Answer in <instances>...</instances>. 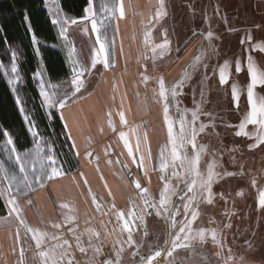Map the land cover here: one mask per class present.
<instances>
[{
  "label": "rangeland",
  "instance_id": "1",
  "mask_svg": "<svg viewBox=\"0 0 264 264\" xmlns=\"http://www.w3.org/2000/svg\"><path fill=\"white\" fill-rule=\"evenodd\" d=\"M46 2L52 19L56 18L57 13L61 16H67L60 8L59 0H46ZM114 4H122V0H93L95 18L98 23L105 20V17L109 15L105 6L111 8ZM160 5L161 0H127L125 2L126 8L124 7L126 19L119 18V13H117L118 18L111 21L110 28L115 26L116 23L119 25L116 29V39H119L122 46L117 67H110L111 69L114 68L113 71L110 68H104L102 64H98L95 69L90 67L94 51L99 48V45L95 43L96 35L91 32L90 20L81 22L79 27L72 26L69 30L72 43L69 44L60 37L59 46L68 61V52L71 47H75L76 52L73 55V60L79 61L80 66L88 69L83 79L90 80V88H87L93 89L104 72H112L116 75L136 74L139 76L144 69L141 66L142 60L139 57H134L132 53L130 54V49H140L141 51L144 48L147 51V56H152L149 52L150 46L148 43V39L151 41V38L146 33L154 28V37L159 39V43H162L166 30L167 39L170 41V51L161 60L156 59L155 64L152 61L149 64L147 62V74L152 72L151 69L153 70L155 84L160 79L157 74H164L168 69L167 78L166 76L164 77L165 80L163 78L167 89H170L179 79L185 78L180 94L170 104L169 113V119L173 121V136L177 137V153L180 155L181 160L185 154L190 157L195 155L191 145L180 146L178 137L180 136L181 113L186 117L187 127V122L191 121V112L199 107L201 113L197 121V128L201 122L209 125L215 124L214 128L209 126L204 133H199L197 136V150L201 144L206 146V152L202 154L199 166L200 171L202 174H206L207 165L215 160L217 165L215 171L235 173L234 176L224 175L214 183L215 199L211 205L201 201L200 189L197 186L196 208L200 215L194 226H192V233L195 232L196 239H199L197 232L200 229L205 230L206 241L202 243L203 248L211 251L212 256L217 257L219 264H264V211L259 207V193L264 191V145L250 148L249 146L257 144L258 140L249 139L248 136L237 137L235 135L239 123L245 119L250 111L247 101V86L250 83L247 72L248 56L251 55L253 63L259 69L264 70V53L255 50L256 44L264 43V4L261 0H163V8ZM251 5H253L252 9L250 8ZM158 13L161 14L159 18H157ZM163 13H166V15ZM105 23H108V21L105 20ZM85 27L88 28L87 33L83 31ZM55 28L58 34L60 31L59 26L55 25ZM208 31L213 32L211 41L206 39ZM107 35L108 38H111L109 34ZM249 35L252 37L251 42L247 40ZM146 36L147 44L144 41ZM140 37L144 41V46L140 44ZM241 41H244V43ZM134 43L135 45H133ZM197 56L200 57L199 62L196 60ZM7 60L2 64L5 65L3 70L8 80L10 77V53ZM236 60L241 61L242 71L240 73L235 71ZM225 61L229 65L227 70L229 78L226 84H220L219 68L223 66ZM204 64L208 65L206 69L203 66ZM41 69L44 70L42 62L39 65V70ZM44 73V79L49 81L45 70ZM71 78L59 83L49 82L52 85L62 84L65 89L71 91L72 89L68 87ZM22 84V82H19L16 85L18 90L14 93L22 101L21 107L25 109L23 113L28 115L29 110L26 108L25 97L21 92ZM233 84L236 85L239 93L238 108L232 96ZM135 88L138 95H140L138 100L144 101L141 106L146 105L147 107V101H149L152 103L154 110L150 122L142 121L141 114L137 113L140 115L137 118V122H139L137 125H142V127L147 125L149 128L147 130L144 127L143 129H137L138 138L140 135V143H142L137 146V149L142 153L146 152L149 158L147 165L157 171L156 169H161L162 161L168 156L164 150L166 149L165 146H159L158 138L163 137L166 139L168 137L169 159H172L173 145L168 136L163 113L157 116V109L160 108L156 103L157 101L151 99V96H148V100H146L141 85L139 86L136 83ZM152 91L154 93L159 92L157 82ZM83 94L84 92L81 90L67 103L66 107L79 101ZM254 94L257 98L264 97V86H257L254 89ZM101 95L105 100L110 98L111 101L112 95L109 94V88L107 93L103 92ZM161 105H163L162 100ZM185 109H187V112H185ZM137 110L139 109L137 108ZM209 113L212 119L206 115ZM158 118L161 121V129L158 127L150 129V127L156 126ZM246 132L254 138L258 135H264L258 125H247ZM43 138L49 142L54 141L51 138L46 139L44 136ZM5 143L6 141L0 144V160L11 171L13 161L8 159V153L4 151ZM161 148L163 152H161L159 158L163 160L160 163L155 154ZM233 149L235 151H232ZM55 153L58 158L56 150ZM181 160L173 161L172 159L169 162L170 171H177L179 174L176 178L178 185L182 179L179 176H182V174H184L185 180L191 181L194 178L185 171ZM121 163L125 164L124 161ZM59 165L63 174L64 167L60 160ZM153 179L155 180V178ZM172 180L174 181L175 178ZM253 180H255V185H253ZM48 181L46 179L44 184ZM155 181H158L155 185L161 184L160 179L157 180L156 178ZM38 186L36 185L35 188ZM157 187L158 192H155V194L160 197V186ZM172 187L178 193L175 182ZM221 193L223 198L220 197ZM137 197L138 203L142 204L140 195H137ZM176 198L177 194L172 196L169 204L170 208L174 206ZM229 223L232 227L226 228L225 225ZM213 231L217 235L216 242L212 240ZM186 254L180 252L178 256L185 259ZM167 259L169 258L167 257ZM29 260L31 261L28 257L25 258L26 264L29 263Z\"/></svg>",
  "mask_w": 264,
  "mask_h": 264
},
{
  "label": "crops",
  "instance_id": "2",
  "mask_svg": "<svg viewBox=\"0 0 264 264\" xmlns=\"http://www.w3.org/2000/svg\"><path fill=\"white\" fill-rule=\"evenodd\" d=\"M126 1L122 0L123 19H126ZM261 2L264 4V0ZM118 26L116 23V29ZM149 32L152 33L149 37L151 41L148 39L149 52L152 55L151 49L159 43V39L154 37V28H151ZM58 37L60 42L59 33ZM144 41L140 37V44L143 46ZM121 50V42L116 39L113 67H117ZM157 50L159 52V49ZM131 53L134 57H139L142 60L141 66L144 69L139 76L104 72L93 89H89L91 81L85 80V87L82 89L84 94L80 100L70 106L68 105L62 111V122L64 126L67 125L65 128L76 152L80 168L49 180L43 187L38 186L34 190H30L27 196L18 197L25 224L49 234L41 248L35 247V241L31 239L32 234L26 233L16 215H8V205L6 201L2 200L6 214L0 216V264H20L22 247L24 249V261L28 257L31 259L28 264H43L44 258L40 257L39 253L62 244L65 239L72 244L71 252L75 264H104V261L109 259L115 262L117 259L116 251L123 247L121 257H126L136 247V242L138 243L140 240L139 237L143 231L142 222L139 221V218L131 220L129 213L135 211L148 218L154 213L148 212L151 209L145 206L143 199H141L142 204L138 203L137 195L141 197L143 194L135 188V182L139 181L142 188H148L147 197L157 204L159 197L155 194L158 192L156 188L160 186L159 191H163L165 183L161 177L170 181L171 186L175 182L178 192L188 182L182 174L179 176L182 179L178 185L176 181L178 177H174L173 171L169 169V162L172 159L168 158L170 155L168 137L166 139L155 137L159 139V146L166 148L164 150L168 156L164 160L159 158L163 152L162 148L155 154L160 163L163 160L162 164L168 165L165 171H161V169L154 171V169L149 168L147 165L149 158L146 152L142 153L137 149V146L142 144L140 143L141 136L139 135L138 138L137 129H143V127L146 130L149 129L147 125L143 127L137 125L139 123L137 118L140 116L137 113L141 114L142 121L150 122L154 110L149 101H147V107L146 105L141 106L144 101L138 100L140 95L137 93L135 84L143 87L142 91L145 93L146 100H148V96H151V99L157 101L156 103L160 107L157 109V116L163 113V105H161L158 93L152 91L156 82L158 83L156 81L154 84L153 70L151 69L152 72L147 74V62L149 64L152 61V56H147V51L144 48L141 51L140 49H130ZM136 53L140 54L136 55ZM66 59L68 61V58ZM157 59L161 60L159 57ZM69 64L71 65L70 62ZM113 69L110 68L111 71ZM145 76L149 78L147 82L143 79ZM157 76L159 78L166 76L167 78L168 69L164 74L159 73ZM108 88L109 94L113 98L111 101L110 98L105 100L101 95L103 92L107 93ZM121 113L124 116L123 121L120 118ZM159 119L156 126H152L150 129L161 127ZM121 132L125 133L124 138L128 140L129 146L133 149V156L136 158L135 163L133 157L127 154L124 141L120 138ZM141 157H143L142 166L139 163ZM122 161L125 164H122ZM138 166L139 168H137ZM175 172L177 173V171ZM153 178L155 180L156 178L157 180L160 179L161 184L155 185L158 181ZM29 201L31 202L29 203ZM65 204L68 205L67 208L62 207ZM168 206L170 208L169 204ZM121 212L124 213L125 219L130 221L133 237L131 245L127 243L128 232L123 230L124 220L118 218V214ZM167 215L165 213L160 216L167 218ZM69 216L72 217L71 221L66 219ZM55 224H59L60 227H54ZM17 233L21 237L20 240L17 239ZM97 233L98 235H96ZM53 235L60 239H51ZM76 236H80V243L86 249L84 253H81L76 247ZM96 249H100V251L97 252ZM166 262V255L161 253L160 256L155 257L152 264H166Z\"/></svg>",
  "mask_w": 264,
  "mask_h": 264
},
{
  "label": "snow or ice",
  "instance_id": "3",
  "mask_svg": "<svg viewBox=\"0 0 264 264\" xmlns=\"http://www.w3.org/2000/svg\"><path fill=\"white\" fill-rule=\"evenodd\" d=\"M161 8H163V0H161ZM109 15L105 17V20L108 23H105V20L97 21L95 18L96 13L94 10L93 0H89L88 6L84 9L85 16L77 19H73L67 16H61L59 13L56 14V18L52 19L53 25L59 26V36L69 44H71L69 30L72 26L79 27L80 23L83 21H89L91 23V32L96 35L95 43L99 45L98 50L94 51L93 58L91 60V69H95L98 64H102L104 68H110L114 66V50L115 42L114 40L109 41L107 35V29L111 26V21L117 19V13H119V18H122L124 15L122 4H114L111 8H107L105 6ZM90 14V15H89ZM166 15V13H163ZM161 14H157V18H159ZM25 19H27V14H25ZM29 31L32 32L29 27ZM85 33L88 32V28L85 27L83 29ZM147 36H151V32L147 34ZM164 40L162 43L156 44L151 49L152 53V62L155 64L157 57L163 58L166 53L170 51V41L167 39L166 30L164 32ZM213 37V32L208 31L206 39L211 41ZM249 42L252 41L251 35L247 37ZM31 41L34 45L38 44L37 36L34 32L31 35ZM244 43V41H241ZM145 43L147 44V37L145 39ZM159 49V52H157ZM37 55H39V48L36 49ZM255 50L264 53V43H259L255 45ZM75 47H71L68 52L69 61L72 63V78L68 84V87L71 88V91L65 89L64 85L57 84L52 85L49 81L44 79V70L41 69L39 71H35L33 74V78L37 80L39 85V96L41 97V107L48 110L49 118L55 119L56 113L59 112L60 118L63 119L62 110L66 107L67 103L76 96L77 93H80L81 90L85 87V80L83 77L85 76L87 68L80 66L79 61L73 60V55L75 54ZM147 59V57H146ZM197 62L200 61V57H196ZM10 77L8 79V83L12 85V90L17 91L16 85L19 82H22V77L20 75V70L18 67L19 61V53L16 49L10 50ZM247 72L250 77V83L247 86V101L250 106V111L247 113L245 119L239 123L238 130L235 132L237 137L240 136H248L249 139L258 140L257 144L250 145L249 147H259L264 145V135H258L255 138L250 136L248 132H246L247 125H258L261 133H264V97L257 98L254 94V89L257 86H264V70H261L257 67L256 64L253 63L251 55L247 58ZM206 69L208 67L207 64L203 65ZM5 65L0 64V69H4ZM229 65L227 61L219 68V83L226 84L228 82V74L227 70ZM235 71L236 73H240L242 71L241 61H235ZM144 81L147 82L149 79L147 76L143 77ZM185 83V78L179 79L175 84L171 86L170 89L166 88L165 81L163 78H160L158 81L159 87V98L163 101V120L167 125V132L170 141L172 142V159L181 160L180 155L177 153V137L173 136V121L169 119L170 113V104L174 101L177 96L180 94V90L183 88ZM232 96L236 101V107H239V93L235 84L232 85ZM16 103L18 105L22 104V101L19 96L16 98ZM20 111L25 112L24 107H20ZM179 111V109H177ZM187 112V109H185ZM201 110L197 107L195 110L191 112V121L187 122L188 126L186 127V117L183 113H181L180 118V136L178 137L179 143L181 147L185 145H191L194 156L190 157L187 154L184 155L181 160L182 166L185 171L193 176L190 182L187 183V193H192L191 196L188 197V202L184 204V220L180 222L179 231L176 233L175 238L172 240V246L175 249L176 247H188V244L179 243L182 239L189 240L195 239L196 237L192 236V225L197 220L200 215L197 208L193 207L194 202L197 201V193L196 189L199 186L200 189V199L202 202H205L209 205L213 204L215 199V194L213 192V185L217 182L218 178L222 176H234L233 172H225L220 173L215 171L217 165L215 160L212 163L207 165L206 174H202L200 171V162L202 158V154L206 152V146L201 144L199 149L197 150V136L199 133H204L206 128L209 126L215 127V124L211 125L205 124L201 122L199 127L197 128V121L200 118ZM212 119L211 114H206ZM121 120H124L123 113H121ZM25 121L28 124L27 131L31 134L34 139V148L32 150H26L21 153L14 143L13 137L7 131H3L4 137H6V143L4 145V151L8 153V159L13 161L12 170L10 171L8 168L4 166V162L0 160V199L6 201L9 211L8 215L15 214L16 218L19 220L20 224L24 226L26 233H31V239L35 241V247L37 249L41 248L42 244H44L45 239L48 237V233L42 231L38 228L29 227L25 224V221L21 215V207L18 203L19 196H27L30 190H34L36 185L41 187L44 186V181L50 180L54 177L60 176L62 174V168L59 165V160L55 153L54 141L49 142L44 140L42 134L38 131V126L27 114L24 116ZM231 127V125H229ZM65 127L67 125L65 124ZM70 135V134H69ZM125 133H120V138L124 141V146L127 148V154L130 157H133V162H136V158L133 156V149L129 146V142L124 138ZM232 151H235L234 149ZM140 164L143 165V157L140 158ZM168 167L167 164H161V171H165ZM172 175L174 177H178V173L173 171ZM161 179L165 180L163 191L160 193L158 204L147 197L148 188H142L139 181L135 182V188L139 189L143 194L141 199L144 200V204L148 209L155 210V214L160 216L162 214L167 213L172 218V227H177V221L175 217L180 214L179 209H170L168 204L171 203L172 196L176 195V190L171 186V182L168 181L165 177H161ZM253 185H255V180H253ZM186 193L180 194V199H185ZM220 197L223 198V194H220ZM31 201H29L30 203ZM62 207L67 208L68 205H62ZM99 207V205H97ZM259 207L262 211H264V191H260L259 193ZM190 214V219H189ZM129 217L131 220H135L139 218L141 222L144 221V216L139 213L133 211L129 213ZM118 218L124 220L123 230L128 232L127 243L131 245L133 243L132 232L130 228V221L125 219L124 213H119ZM68 221L72 220V217L66 218ZM54 227L59 228V224H55ZM226 228H231L232 225L226 224ZM71 230V229H70ZM183 234V235H182ZM98 235V233L96 234ZM147 235V233H145ZM197 236L201 241L205 238V230L200 229L197 232ZM17 239L20 240L21 237L19 233H17ZM51 239L58 240L60 239L57 236H51ZM77 244L76 247L79 248L81 253L86 251L85 247H83L80 243V236L75 237ZM212 240L216 242L217 235L216 232H212ZM72 244L69 240L65 239L62 244H58L53 246L52 249L47 251H41L39 253L40 257L44 258L43 264H75L74 258H72ZM97 252L100 249H96ZM123 252V247L116 251L117 259L115 262L111 259L105 260L104 264H122L121 254ZM21 260L20 264H26L24 261V249L21 248ZM161 253L156 251L153 256L147 257L145 260L144 257L141 258V264H152V261L155 257L160 256ZM171 255V252L169 253ZM67 257V260H65Z\"/></svg>",
  "mask_w": 264,
  "mask_h": 264
},
{
  "label": "trees",
  "instance_id": "4",
  "mask_svg": "<svg viewBox=\"0 0 264 264\" xmlns=\"http://www.w3.org/2000/svg\"><path fill=\"white\" fill-rule=\"evenodd\" d=\"M88 3L89 0H59L65 15L76 19L85 15L84 9ZM29 27L37 36L36 45L31 41L32 32ZM107 34L111 37L109 41L114 40L116 46L115 26L108 27ZM37 47L39 55L35 50ZM11 49L19 53L18 65L23 83L21 92L25 97L29 117L35 121L42 136L54 140L64 173L79 169L80 163L59 113H56L55 119L49 118L48 110L41 107L39 88L33 78L34 72L39 70L40 62L52 83L64 82L72 77L71 65L59 46V37L52 24L46 0H0V64L8 61ZM112 51L115 60V47ZM16 98L4 70L0 69V144L6 141L3 131L7 130L16 148L23 152L31 150L35 142L27 131L25 114L20 111L21 105L16 103ZM5 214L6 209L0 199V216Z\"/></svg>",
  "mask_w": 264,
  "mask_h": 264
},
{
  "label": "flooded vegetation",
  "instance_id": "5",
  "mask_svg": "<svg viewBox=\"0 0 264 264\" xmlns=\"http://www.w3.org/2000/svg\"><path fill=\"white\" fill-rule=\"evenodd\" d=\"M188 182H190L188 180ZM187 182V183H188ZM187 183L183 188L178 192L177 198L175 200L174 206L172 209H179L180 214L175 217L177 221V227H172V218L168 215L167 218L162 216H157L154 211L152 215L144 217L142 222V234L140 235V240L136 242V247L133 248L126 257L122 258V264L132 263V264H141V258L144 257L145 260L147 257L154 255L156 251L164 253L166 255V264H219L217 257L212 256V252L203 248L202 243L206 241V237L203 241L200 239H189L181 240L185 244H188V247H176L175 249L172 246V240L174 239L176 233L179 231L180 222L184 220V204L188 202V197L192 193H187ZM186 193L185 199H180V194ZM197 201L194 202L193 207L196 208ZM182 213V214H181ZM180 217V218H179ZM190 219V214H189ZM140 221V219H139ZM195 222L192 226H194ZM147 233V235H145ZM183 235V234H182ZM206 235V234H205ZM193 237L195 232L192 233ZM179 242V243H180ZM199 243V244H198ZM201 244V245H200ZM171 252V255L169 253ZM184 252L187 253L185 259L179 258L178 253ZM167 257L169 259H167ZM184 261V262H183Z\"/></svg>",
  "mask_w": 264,
  "mask_h": 264
},
{
  "label": "water",
  "instance_id": "6",
  "mask_svg": "<svg viewBox=\"0 0 264 264\" xmlns=\"http://www.w3.org/2000/svg\"><path fill=\"white\" fill-rule=\"evenodd\" d=\"M125 264H132V263H125Z\"/></svg>",
  "mask_w": 264,
  "mask_h": 264
}]
</instances>
